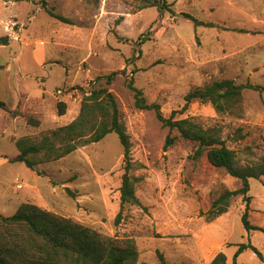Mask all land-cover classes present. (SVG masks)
<instances>
[{
    "label": "rangeland",
    "instance_id": "374dc122",
    "mask_svg": "<svg viewBox=\"0 0 264 264\" xmlns=\"http://www.w3.org/2000/svg\"><path fill=\"white\" fill-rule=\"evenodd\" d=\"M173 14L139 9L135 0H48L50 17L39 0H0V216L13 215L23 203L45 205L75 224L108 237L135 241L138 264H210L223 252L232 264L237 247L248 241L261 254L240 255L236 264H264V235L241 224L244 204L232 200L228 212L207 223L205 214L223 190L240 184L205 157L192 161L194 145L178 141L163 150L168 129L152 111L134 107L128 82L164 117L198 118L220 131L241 164L264 158V92L245 91L233 114H217L210 105L184 96L212 81L233 80L264 87V0H165ZM189 15L209 27L198 26ZM143 39H147L143 42ZM117 72L109 86L130 136L141 207H125L119 223L123 150L114 134L58 161L29 170L10 162L18 154L7 138L34 139L73 121L80 102L97 77ZM29 102L41 126L27 127L11 113L20 97ZM64 102L66 113L56 114ZM40 108V109H39ZM176 135V133H173ZM11 139V140H12ZM12 142V141H11ZM20 188H17V185ZM249 221L264 228V177L250 180ZM69 191V192H67ZM70 193V194H69Z\"/></svg>",
    "mask_w": 264,
    "mask_h": 264
},
{
    "label": "trees",
    "instance_id": "16d2710c",
    "mask_svg": "<svg viewBox=\"0 0 264 264\" xmlns=\"http://www.w3.org/2000/svg\"><path fill=\"white\" fill-rule=\"evenodd\" d=\"M135 1L140 10L156 8L159 12L168 11L173 14L171 5L165 0ZM39 4L50 17L71 24L69 20L48 8V0H39ZM185 17L189 18L195 27L210 26L189 15ZM146 40L143 39V42ZM9 42L8 36L0 37V47L9 45ZM117 75L118 73L114 72L96 78L98 87L90 89L83 97L77 116L69 124L43 133L36 139L30 136L12 139L18 154L10 162L22 163L34 172L36 167L65 158L82 147L97 144L110 134L116 135L123 150L124 171L119 188L120 210L116 217V223H119L125 207H141V203L136 196L138 179L131 174L134 165L130 136L117 101L109 90ZM127 86L134 93V107L139 111L154 112L156 120L163 128L168 129L164 151L178 141L189 142L194 145L191 157L193 162L205 157L212 168L223 171L239 182L238 189H223L216 196L205 214V221L210 223L226 214L232 200L240 197L244 204L240 218L244 230L248 234L259 232L264 235V228L254 226L249 221L252 199L249 196V182L259 181L264 177V158L254 163L241 164L236 152L229 149L222 140L217 127L206 126L195 117L176 119L175 113L166 118L158 104L147 103L142 91L133 86L132 80H129ZM245 91L262 93L264 87L250 83L236 84L228 79L212 81L190 90L184 96L181 112H186L192 103L198 102L210 105L219 115L233 114L242 102ZM23 104L21 100L19 109L11 113V116L22 120L29 128H39L41 122L35 118L36 113L27 109L21 110ZM0 107L6 109L3 104H0ZM66 109V103L58 102L57 116H64ZM235 246L237 250L232 257V264H236L238 257L246 251H251L259 259L262 258L249 241ZM138 258L139 253L132 238L102 235L33 203L21 204L11 216H0V264H138ZM159 260L160 264H168L161 255ZM210 264H226L225 254L217 253Z\"/></svg>",
    "mask_w": 264,
    "mask_h": 264
},
{
    "label": "crops",
    "instance_id": "0c3cea01",
    "mask_svg": "<svg viewBox=\"0 0 264 264\" xmlns=\"http://www.w3.org/2000/svg\"><path fill=\"white\" fill-rule=\"evenodd\" d=\"M21 100L24 102V104H23L24 106L21 108V110H25V109H26V106L28 105V103L32 101V100H27V98H26L25 96H23V95L20 97V101H21ZM33 101H36V100H33ZM19 103H20V102H19ZM18 109H19V104H18ZM18 109H17V110H18ZM17 110H16V111H17ZM11 117H12V116H11ZM12 118H13V117H12ZM13 119H14V118H13ZM14 120H15V119H14ZM37 129H38V128H37ZM0 138H5V134H4L3 132H0ZM11 139H12V137L7 138V140H8L10 143H12V142H11V141H12ZM14 139H17V138L14 137ZM16 156H17V155H16ZM16 156H15V157H16ZM6 158H7L6 156H4V155H0V162H2L3 160H5ZM32 203H33L34 205H37L38 207H41V208H43V209H46V208H45V205L40 206V205H38V204H36V203H34V202H32ZM46 210H47V209H46Z\"/></svg>",
    "mask_w": 264,
    "mask_h": 264
},
{
    "label": "built area",
    "instance_id": "2783aa9c",
    "mask_svg": "<svg viewBox=\"0 0 264 264\" xmlns=\"http://www.w3.org/2000/svg\"><path fill=\"white\" fill-rule=\"evenodd\" d=\"M17 188H20V185L19 184L17 185Z\"/></svg>",
    "mask_w": 264,
    "mask_h": 264
}]
</instances>
